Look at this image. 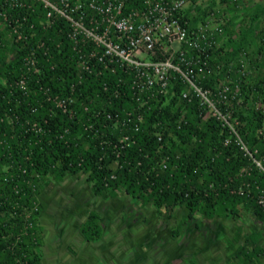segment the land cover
Here are the masks:
<instances>
[{
    "label": "trees",
    "instance_id": "16d2710c",
    "mask_svg": "<svg viewBox=\"0 0 264 264\" xmlns=\"http://www.w3.org/2000/svg\"><path fill=\"white\" fill-rule=\"evenodd\" d=\"M23 1L25 8L12 9L0 0V264H43L39 197L68 177L87 176L94 196L107 201L123 191L143 207L163 211L169 220L182 213L185 221L173 230L175 238L183 226L190 229L193 224L199 230L198 220L227 216L242 220L250 212L256 222L264 223L257 203L264 191V172L251 163L230 128L211 116L195 92H190L189 100L182 97L190 87L180 75L173 73L165 94L154 88L146 91L143 98L148 103L140 107L133 76L126 69L109 64V59L91 58L89 71H82L80 60L99 51L95 44L79 36L76 46L64 19L44 29L42 5L33 2L28 8L32 1ZM145 1L128 0L125 14L145 8ZM4 14L8 20L20 19L26 40L16 41ZM93 14L85 19L86 27H91ZM179 16L191 28L187 13ZM94 18L102 33V18L98 14ZM219 28L222 32L215 33V44L205 56L212 73L195 83L219 100L222 89L213 86L229 75L231 82L225 80L229 91L220 109L233 110L230 119L240 138L260 158L264 110L256 103L264 97V76L255 82L226 72L234 55L245 54L250 38L243 34L242 42H234L229 37L227 48L234 54L228 55L226 44L219 48L218 42L223 34L229 35V28ZM31 50L37 71L27 63ZM196 53L192 49L190 56ZM236 84L241 87L238 94ZM65 99L72 103L63 111L58 102ZM229 138L231 143L225 144ZM79 233L87 243L101 241V212L91 210ZM235 241L239 246L225 264H264L262 230L253 228L244 236L239 225Z\"/></svg>",
    "mask_w": 264,
    "mask_h": 264
},
{
    "label": "rangeland",
    "instance_id": "374dc122",
    "mask_svg": "<svg viewBox=\"0 0 264 264\" xmlns=\"http://www.w3.org/2000/svg\"><path fill=\"white\" fill-rule=\"evenodd\" d=\"M185 3L182 12L190 17L191 29H198L207 22L211 32L217 26L229 28V35L223 34L218 42V47L226 44V54H234L232 48H227L228 39L242 42L243 34L250 38L245 54L234 55L226 72L231 77L242 74L248 81H261L264 76V0H231L228 4L221 0H196V4L185 0ZM250 32L257 38L250 36ZM226 79L230 81L229 75ZM225 80L214 85V90L227 88ZM240 88V84H236L234 92L238 94ZM256 108L264 110L263 95ZM242 110L245 112L246 108ZM232 111L228 112L230 117ZM39 202L43 264H225L239 246L235 241L239 225L244 227V236L253 228L264 233V223L256 222L249 212L242 220L230 216L213 221L198 220L199 230L193 224L190 229L183 226L179 237L175 238L173 230L185 221L182 213L169 220L163 211L143 207L123 191L114 200L95 197L84 175L68 177L54 185L42 193ZM93 209L101 212L104 236L99 242L87 243L79 227Z\"/></svg>",
    "mask_w": 264,
    "mask_h": 264
},
{
    "label": "built area",
    "instance_id": "2783aa9c",
    "mask_svg": "<svg viewBox=\"0 0 264 264\" xmlns=\"http://www.w3.org/2000/svg\"><path fill=\"white\" fill-rule=\"evenodd\" d=\"M31 1L28 8H32L33 2H36L40 3L46 12L44 29L52 27L57 19H64L70 24L69 37L76 46L79 44V36H83L84 40L93 42L99 49L89 55L90 59L80 60L78 66L82 71H89L91 58H98L100 62L109 59V64L117 63L126 69V72L133 76L132 86L136 91L135 99L140 107L148 103L143 98L146 91L154 88L165 94L173 73L180 75L190 87L188 91L182 93V97L189 100L190 92H195L207 106L211 116L220 120L224 127L230 128L237 145L249 157L251 163L264 172V155L256 158L249 151L240 138L235 124L232 123L229 113H224L220 109V104L224 103L223 99L226 98L224 94L229 91V87L223 88L219 92L220 99L215 100L210 89L200 88L195 83L197 78L212 73L205 56L215 44V33H221L222 30L217 26L212 32L209 31L208 22L198 29H191L187 22L182 24L179 15L186 5L185 0H146L145 8L127 14L125 10L128 0ZM4 2L12 9L26 7L23 0H4ZM89 12L98 14L102 18L101 23L105 26L102 33L99 32V23L94 18L95 14L89 18L91 27H86L85 19ZM4 17L8 20V16L4 14ZM7 23L17 42L27 39V35L22 30L24 25L19 18L13 19L11 16ZM29 30H34V25H29ZM192 49L197 52L194 56H190ZM27 63L37 71L34 50H31L27 57ZM20 86L23 89L24 82H21ZM69 103H72V99L62 100L58 102V107L66 111ZM141 121L142 115H138V122ZM231 139H227L225 144H230ZM247 187L249 188V185ZM239 191L242 195L245 192L243 187ZM257 203L264 212V191L258 196Z\"/></svg>",
    "mask_w": 264,
    "mask_h": 264
}]
</instances>
